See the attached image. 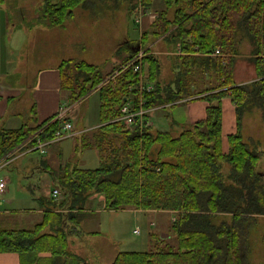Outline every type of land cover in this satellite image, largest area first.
I'll list each match as a JSON object with an SVG mask.
<instances>
[{"label": "trees", "instance_id": "1", "mask_svg": "<svg viewBox=\"0 0 264 264\" xmlns=\"http://www.w3.org/2000/svg\"><path fill=\"white\" fill-rule=\"evenodd\" d=\"M163 1L136 44L119 45L122 62L109 72L86 60L62 61L61 82L70 91V101L86 98L94 89L99 93L100 122L77 136L74 152L95 148L100 165L80 167L72 157L51 167L61 198L41 196L43 217L31 226L0 225V253H18L20 264H94L70 249V236L83 231L80 214L98 193L107 209L176 212V244L153 233L149 249L121 250L110 264H264L252 261L251 241L264 216V145L243 132L245 117L255 111L264 124V0ZM120 2L135 10L149 8L155 0H43L38 19L63 26L78 6L95 12ZM159 39L173 52L168 80L162 79L161 57L150 45ZM140 49L145 55L127 65ZM217 49L220 54L214 53ZM243 55L256 65L258 76L237 83L235 64ZM200 78L206 86L199 87ZM141 83L152 87L141 90ZM225 97L234 102L237 116V130L229 134L226 151ZM127 98L134 108L149 109L147 117L155 109L168 110L194 99L207 101V114L178 134L172 126L126 128L116 118ZM52 118L35 126L1 127L0 158L37 131L41 139H51L60 127Z\"/></svg>", "mask_w": 264, "mask_h": 264}, {"label": "rangeland", "instance_id": "2", "mask_svg": "<svg viewBox=\"0 0 264 264\" xmlns=\"http://www.w3.org/2000/svg\"><path fill=\"white\" fill-rule=\"evenodd\" d=\"M42 5L43 0H0V71L8 70L3 81L20 83L23 88L24 93L14 98L8 108L9 112L13 109L21 110V121L29 119L28 105L33 100V90L37 85L40 68L70 58L98 64L104 73L109 72L122 62V56L116 52L119 45L131 41L136 44L142 32L137 18L141 10L149 9L141 5L138 9L129 10L127 2H120L114 8L95 12L78 6L74 17L68 19L64 26H49L38 19ZM163 5V0H155L150 8L157 11ZM152 49L161 57L162 79L168 80L172 75L173 55L170 54L173 52H167L169 49L164 40L152 46ZM122 51L124 55L127 54L125 50ZM15 67H19L18 70H14ZM65 71L71 73L69 65L65 67ZM201 80L200 78L199 87L206 86ZM94 90L86 95V98L79 99L81 102L76 119L79 128H91L100 122V96L97 91L93 92ZM155 111L158 112L155 121L157 127L167 128L169 121L166 118L161 119L160 110ZM243 132L246 138L259 139L260 146L264 145V124L257 111L245 117ZM73 142L76 140L72 137L65 142L68 149L65 150L64 156H68L69 151H72ZM18 153L10 164L0 170L1 176L9 178L7 191L0 196V225L9 227H27L39 221V213L28 212L33 204L30 197L34 196L29 189L42 177L44 170L38 169V166L44 165L45 155L47 156L38 151L21 155ZM74 155L83 167H97L100 164L99 152L95 148H81ZM4 197L13 198L14 202L6 204ZM6 207L14 210L13 213L6 215L1 212ZM20 208H26L25 212L15 211ZM17 216L23 218V222L14 223ZM175 217L176 212L173 211H139L134 208L92 211L85 219V224H82L83 231L78 235V245L75 246L92 263L110 264L121 250L149 249L153 245V233L161 236L165 233L163 238L176 244L177 238L172 228ZM135 228H140L141 232L135 233ZM251 241L252 261L263 263L264 216L260 217ZM70 248L76 250L72 244Z\"/></svg>", "mask_w": 264, "mask_h": 264}, {"label": "crops", "instance_id": "3", "mask_svg": "<svg viewBox=\"0 0 264 264\" xmlns=\"http://www.w3.org/2000/svg\"><path fill=\"white\" fill-rule=\"evenodd\" d=\"M173 13H174V10L171 9L170 11L171 17H173ZM156 15H157V11L150 7L149 9H146L145 11L144 10L140 11V16L138 17L137 20L139 24L141 25L142 30L148 28L149 25H151V23L156 18ZM160 41L155 40L151 42L150 45L154 46ZM165 45L167 47L166 42H165ZM167 52L170 53L171 51L168 50ZM263 54H264V51L262 55ZM66 59L68 58H64L60 62L55 63L51 66L43 67L39 69L37 85L34 87V90H33V100L28 105L30 107L29 108L30 115H29L28 121H21V119H19V117L23 116V113L21 110L13 109L12 112L8 111V108L11 105V101L16 97L21 96L24 92H23V88L20 85V83H12V82L2 80L3 77H5L8 70L0 71V128L1 127L17 128L25 124L29 126H35L37 124L42 123L44 120H46L49 117L54 118L56 116L62 104L65 101H67L70 96V91L63 88V85L61 82V69H60L61 67L60 66H61L62 61ZM18 68L15 67L14 70L15 69L18 70ZM234 74H235V80L237 83L248 82V81H251L257 78L258 76L256 65L247 57V55L239 56L237 58ZM93 92H95V90ZM222 102H223L222 142H223V149L226 151L229 147V140H228L229 134L234 133L237 130V116H236L234 102L232 101L230 97H225ZM207 106H208V103L206 100L194 99V100L186 101L184 103L179 104L178 106H176L177 108L175 107L176 109L170 108V110L169 109L168 110L158 109V110L162 112V113H159L161 116V119L166 118L169 121V126L170 127L172 126L171 128L173 130V133L178 134L182 130L183 126H186L188 124H193L194 122L205 118L207 114ZM157 115H158V112L153 110V112L148 117L151 124L156 127H157V123H155V121L157 120L156 119ZM169 126L167 128H169ZM89 128L90 127L79 128V123L75 122V130L73 134L50 143L47 146V151L45 153H41L39 150L25 151L23 150L24 148L20 150V152L18 153L19 155H21L27 152L30 153V152L38 151L41 154H47V156L45 155V161H44V165L46 166V168H44V165L38 166V169L44 170L43 175H41L42 177L37 182V184H33V187H30L29 189L31 191V194L34 195L30 198L33 201V204H35L36 206H33L32 204L31 205L32 208L28 212L39 213V220H41L43 217V208L40 204L39 199L41 196H47L51 198L52 197L51 196L52 185L53 186L55 185L53 182L52 176L49 172V169L51 167L57 168V167H60L61 165L66 164L69 160H71L72 157H73L72 161H74L80 167H83L80 164V160L76 159L74 155L76 142L75 143L73 142L74 146L72 147V151L71 152L69 151L68 156L67 155H65L66 157L64 156V154H66L65 150L68 149V145H66L65 142L67 141L69 137H72L73 139L77 140V136ZM167 128H161V129H167ZM99 161H100V157H99ZM53 163H55V165ZM84 168H95V167H84ZM7 179L9 181V178ZM3 201L6 204H10L14 202V199L10 197H4ZM96 206L103 207V208L98 209L96 208ZM26 208L15 209V211L19 210L21 212H25ZM103 209H107L105 208L104 196L98 193L92 195L89 199L87 209L83 211V214H80L79 225L81 229L83 227L82 224H85V219H87L90 212L92 211L98 212ZM134 209L143 211V209H139V208H134ZM13 211L14 210L6 207V208H3L1 212H4V214L6 213L7 215L9 212L13 213ZM16 222L17 223L23 222V218H21L20 216H17L14 223ZM78 235L79 234L77 233H73L70 236V247L72 244L74 248H76L75 244L78 245ZM72 250L77 253L82 254L80 252V249L76 248V250L74 249ZM0 264H20L19 254L16 252H1L0 253Z\"/></svg>", "mask_w": 264, "mask_h": 264}, {"label": "built area", "instance_id": "4", "mask_svg": "<svg viewBox=\"0 0 264 264\" xmlns=\"http://www.w3.org/2000/svg\"><path fill=\"white\" fill-rule=\"evenodd\" d=\"M138 19V18H137ZM215 54H220V50L217 49ZM145 55V50L140 49L138 53L127 63V65H131L139 61ZM264 60V54L262 55ZM125 65L124 67H126ZM138 65H136V68ZM119 73V70L115 71L112 75L108 76L107 79L103 81L102 84L107 82L108 80L114 78ZM133 86H130L132 88ZM151 84L144 85L141 83L140 89H151ZM80 100L65 101L60 110L57 112L56 116L53 118L52 121L58 120L60 123V127L54 132V136L51 139L43 140L40 137V132L37 131L33 135H31L25 143H23L20 147L15 148L14 150L10 151L7 155L0 158V170L10 164L16 157L15 154L20 152V150L25 151H32V150H39L41 153H45L47 151V146L57 140H60L66 136H70L73 134L75 130V122L78 116L79 107H80ZM149 109L144 108L141 106L140 108H134L132 101L127 98L126 103L121 108V113L117 116L116 120L119 121L124 127L131 128L134 125H140L141 127L152 125L149 118L145 115ZM36 140V141H35ZM8 186V179L7 177L0 175V195H3ZM51 196L55 199H59L62 196L61 189L54 185L51 189ZM135 233H140V228L134 229Z\"/></svg>", "mask_w": 264, "mask_h": 264}, {"label": "water", "instance_id": "5", "mask_svg": "<svg viewBox=\"0 0 264 264\" xmlns=\"http://www.w3.org/2000/svg\"><path fill=\"white\" fill-rule=\"evenodd\" d=\"M165 235H166L165 233L162 234V236H165Z\"/></svg>", "mask_w": 264, "mask_h": 264}]
</instances>
